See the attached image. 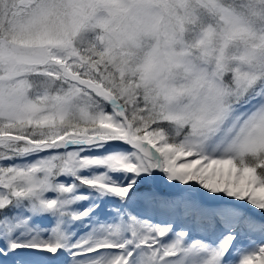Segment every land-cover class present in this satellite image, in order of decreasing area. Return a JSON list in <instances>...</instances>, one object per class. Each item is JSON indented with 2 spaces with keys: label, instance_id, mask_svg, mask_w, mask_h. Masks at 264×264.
<instances>
[{
  "label": "snow or ice",
  "instance_id": "snow-or-ice-1",
  "mask_svg": "<svg viewBox=\"0 0 264 264\" xmlns=\"http://www.w3.org/2000/svg\"><path fill=\"white\" fill-rule=\"evenodd\" d=\"M0 264H264V0H0Z\"/></svg>",
  "mask_w": 264,
  "mask_h": 264
}]
</instances>
